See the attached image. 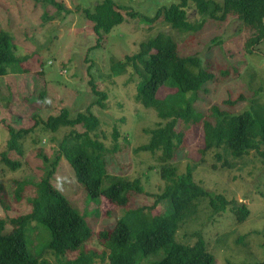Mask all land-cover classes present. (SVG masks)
Listing matches in <instances>:
<instances>
[{"label": "rangeland", "instance_id": "rangeland-1", "mask_svg": "<svg viewBox=\"0 0 264 264\" xmlns=\"http://www.w3.org/2000/svg\"><path fill=\"white\" fill-rule=\"evenodd\" d=\"M113 1L120 7H131L139 15L154 17L162 7L180 0ZM55 2L63 6L61 12L47 0H0V30L12 35L17 57L7 66L8 74L0 75V219L11 229L10 219L30 212L29 200L56 161L50 182L94 228L86 250L101 255L107 249L106 240L99 239V232L113 228L124 210L105 197L93 201L64 157L60 148L62 138L72 130L81 132L83 128H61L53 132L45 127L48 117L59 115L62 109L75 116L91 108L100 122L92 137L104 145L107 173L129 180L139 178L144 193L133 197L132 208L151 207L166 187L160 176L161 153L138 149L149 143L150 131L163 121L155 110L136 102L138 73H131L130 69L123 75H114L112 59L124 60L137 54L141 43L159 34L170 36L181 56L200 58L203 68L215 76L192 100L195 116L203 122L210 119L212 107L239 115L264 106V40L254 50H247L251 33L238 18L203 22L195 2L189 1L188 19L194 24L203 22L199 31L182 33L164 23L150 28L140 19L126 16V21L103 37L98 49L92 50L98 36L87 14L103 0ZM93 89L105 93L102 106L95 104L100 96ZM34 116L40 118L38 127L11 147L9 126L15 131L30 129L36 123ZM200 125L191 124L184 132L172 163L179 174L186 173L188 166L194 167V181L220 202L223 197L226 204L216 210L210 198L203 200L197 213L180 226L176 238L193 245L201 236L214 255L215 264H255L264 259V146L243 159L222 151L220 159L212 152L202 162L200 150L205 139ZM185 128L184 123L180 130ZM6 160L17 163L13 165L16 167ZM225 161L231 167L222 166ZM241 205L249 215L239 224L232 208ZM155 212L164 213L165 203L158 204ZM48 240L49 234L40 225L34 223L26 228L31 254L40 253ZM76 256L77 253H69L67 259ZM162 256L163 252L152 255L144 264L158 261ZM44 258L50 264H60L50 253ZM94 264H107V260L102 261L98 256Z\"/></svg>", "mask_w": 264, "mask_h": 264}, {"label": "trees", "instance_id": "trees-1", "mask_svg": "<svg viewBox=\"0 0 264 264\" xmlns=\"http://www.w3.org/2000/svg\"><path fill=\"white\" fill-rule=\"evenodd\" d=\"M47 1L55 6L57 12L62 11L61 4L55 0ZM189 1L195 2L203 22L206 19L225 22L230 16L238 18L251 33L247 50H254L264 40V0H224L222 3L180 0L162 7L154 17L139 15L131 7H120L113 0H103L87 14L98 36V43L92 50L98 49L103 37L122 25L126 16L133 20L140 19L150 28L164 23L182 33L199 31L203 22L194 24L189 21ZM16 60L12 35L0 30V75H7V66ZM130 69L131 73L140 76L136 102L155 110L164 122L150 131L149 143L138 149L161 153L160 176L166 183L164 192L158 195L153 206L132 208L135 202L133 197L142 195L144 187L139 178L129 180L107 173L103 160L104 145L92 137V133L95 134L99 128V119L91 108L75 116L68 109H62L59 115L48 117L45 127L53 132L61 128H83L81 132L72 130L62 138L61 151L90 198L96 202L105 197L118 209L124 210V214L113 228H104L99 232V239L106 240L107 253L99 255L95 251H87L86 244L92 239L94 228L51 184L55 161L51 164L52 170L41 179L34 197L29 200L30 212L10 219L11 229L7 228L4 219H0V264H50L44 258L46 253L53 255L60 264H94L98 256L102 261L107 260V264H144L148 257L160 252H163L161 259L151 264H215V257L201 236L191 245L178 241L176 234L180 226L197 213L203 200L210 198L216 210L223 209L226 200L220 197V202L214 194L205 191L194 181V167L188 166L186 173L179 174L177 166L172 163L176 156L175 149L189 126L201 123L205 139V146L200 150L202 162L204 156L212 152L220 159L222 151L236 159H243L251 151H259L264 146V106L239 115H230L227 111L212 107L210 119L201 122L202 119L195 116L192 100L215 76L203 68L200 58L181 56L177 43L170 36L159 34L141 43L137 54L126 56L124 60L112 59L114 75H123ZM164 89L169 92L164 93ZM93 90L100 96L95 104L102 106L105 93ZM33 119L36 123L30 129L15 131L9 126L11 147L16 146L20 137L38 127L39 116ZM184 123L186 128L181 131ZM114 137L116 140L117 133ZM6 162L10 166L17 165L9 160ZM222 166L231 167L228 161ZM162 202L165 203V212H155ZM232 210L239 224L247 220L249 213L244 205ZM34 223L49 234L48 242L38 254H31L26 243V228ZM69 253H77V256L67 259ZM255 264H264V259Z\"/></svg>", "mask_w": 264, "mask_h": 264}, {"label": "clouds", "instance_id": "clouds-1", "mask_svg": "<svg viewBox=\"0 0 264 264\" xmlns=\"http://www.w3.org/2000/svg\"><path fill=\"white\" fill-rule=\"evenodd\" d=\"M222 2H223V1H222ZM222 2H221V3H222Z\"/></svg>", "mask_w": 264, "mask_h": 264}]
</instances>
